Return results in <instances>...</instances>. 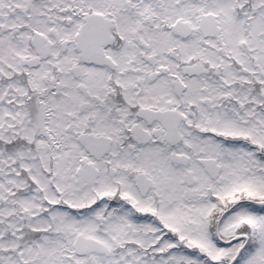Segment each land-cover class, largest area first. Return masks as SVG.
I'll return each instance as SVG.
<instances>
[{"label": "snow or ice", "instance_id": "1", "mask_svg": "<svg viewBox=\"0 0 264 264\" xmlns=\"http://www.w3.org/2000/svg\"><path fill=\"white\" fill-rule=\"evenodd\" d=\"M0 264H264V0H0Z\"/></svg>", "mask_w": 264, "mask_h": 264}]
</instances>
